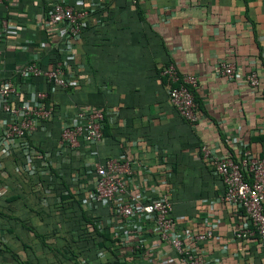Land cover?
Listing matches in <instances>:
<instances>
[{
    "label": "crops",
    "instance_id": "crops-1",
    "mask_svg": "<svg viewBox=\"0 0 264 264\" xmlns=\"http://www.w3.org/2000/svg\"><path fill=\"white\" fill-rule=\"evenodd\" d=\"M54 1L0 3L7 26L0 74L29 61L42 69L60 62L64 76L78 85L65 92L42 78L12 77L18 91L13 103L33 105L41 91L58 111L26 139L33 149L30 175L20 171L27 158L18 146L3 144L0 264H58L63 238L74 251L67 264H182L143 216L133 222L140 231L126 226L119 232L113 207L88 200L92 171L108 158L133 163L126 187L142 203L168 196L184 242L209 234L195 243L200 256L214 264H264L258 244L236 238L243 218L220 200L223 185L200 152L249 150L264 158V0H141L137 6L128 0H66L87 11L72 40L59 35L62 27L43 21ZM221 61L234 63L241 75L256 71L258 86L218 75ZM166 63L196 79L200 115L193 125L168 101L158 74ZM78 107L104 111L102 139L64 152L57 147L59 133ZM72 221L81 223L80 230ZM40 222L52 237L40 231ZM40 235L46 236L43 243ZM89 240L97 250L86 261L78 248Z\"/></svg>",
    "mask_w": 264,
    "mask_h": 264
},
{
    "label": "built area",
    "instance_id": "built-area-1",
    "mask_svg": "<svg viewBox=\"0 0 264 264\" xmlns=\"http://www.w3.org/2000/svg\"><path fill=\"white\" fill-rule=\"evenodd\" d=\"M128 1L136 5L141 0ZM86 14V10L76 11L66 0H57L48 5L43 21L48 26L62 27L59 35L72 40L81 32L82 20ZM6 29V22L0 19V44ZM217 73L228 80L242 81L251 89L259 84L256 71L241 75L232 62H219ZM159 75L165 79L168 101L177 114L190 125L196 123L200 115L199 105L194 97L196 79L180 74L172 63L160 66ZM12 77L21 81L42 78L48 86L65 92L75 91L78 85L76 81L64 76L60 62L42 69L36 61H29L16 66L8 74H0V156L6 153L3 144L17 145L27 158L20 171L30 175L33 173L30 166L33 149L26 139L50 121L57 114L58 108L47 101V95L41 91L35 93L33 105L13 103L18 91ZM103 128V110L78 107L73 118L64 122L57 147L70 152L82 145H96L102 139ZM200 152L203 161L223 185L220 200L243 218L244 225L236 232V238H250L264 251V158L249 150H242L236 155H217L201 147ZM132 164L129 160L108 158L95 165L88 200L113 207L122 223L119 232H123L126 226L140 231V226L137 228L133 222L136 217L143 216L153 225L159 239L180 257L182 264H214L200 256L195 247V243L207 240L209 234H194L191 243L184 242L179 223L171 215L166 194L142 203L138 195L128 192L126 181L133 172Z\"/></svg>",
    "mask_w": 264,
    "mask_h": 264
},
{
    "label": "trees",
    "instance_id": "trees-1",
    "mask_svg": "<svg viewBox=\"0 0 264 264\" xmlns=\"http://www.w3.org/2000/svg\"><path fill=\"white\" fill-rule=\"evenodd\" d=\"M133 5V4H132ZM134 6H137L134 5ZM168 64V63H166ZM165 65V64H164ZM162 66V65H161ZM159 71H160V68L158 70V74H159ZM162 78V77H161ZM163 81L165 82V79L162 78ZM166 84V82H165ZM196 101V100H195ZM197 102V101H196ZM180 117V116H179ZM181 118V117H180ZM182 119V118H181ZM183 120V119H182ZM184 121V120H183ZM104 130V128H103ZM72 225H73V228H75V230H80L81 228V223L79 221H72ZM46 238V236L44 235H40V242L43 243L44 239ZM62 240V247L64 246V249L62 250V252H59V254L61 255V259L59 258V260H63L66 262V264L68 263V261L71 259V256L74 255V251H72V248H71V244H69V242H67L66 238H63L61 239ZM71 241L74 242V239H71ZM93 240H89L88 243H84L80 249L78 248V252L79 254L83 256V258L86 259V261H88L89 259L91 260L95 250H97V246L94 244V242L92 243ZM66 242V243H65ZM61 244V243H60ZM60 262V261H59ZM97 264V263H96ZM98 264H101V263H98Z\"/></svg>",
    "mask_w": 264,
    "mask_h": 264
},
{
    "label": "rangeland",
    "instance_id": "rangeland-1",
    "mask_svg": "<svg viewBox=\"0 0 264 264\" xmlns=\"http://www.w3.org/2000/svg\"><path fill=\"white\" fill-rule=\"evenodd\" d=\"M45 224V226L44 225H42L41 224V222H40V231H42V232H44V233H47L46 235H47V238H50V237H52L51 235V232H50V229L51 228H48V226L46 227V225H48L47 223H44ZM58 225V224H57ZM57 225L55 226V228L54 229H56V231L59 229V227H57ZM68 227V226H67ZM53 228V227H52ZM55 231V230H54ZM53 233V232H52ZM62 245L63 244H61L60 245V247H62ZM55 256V255H54ZM53 256V257H54ZM56 261H57V258H56V256L54 257V259L51 261L52 263H56ZM60 261V262H59ZM57 264V263H56ZM58 264H66V262L65 261H63V260H59L58 259Z\"/></svg>",
    "mask_w": 264,
    "mask_h": 264
}]
</instances>
